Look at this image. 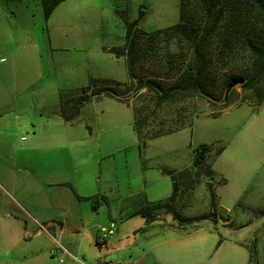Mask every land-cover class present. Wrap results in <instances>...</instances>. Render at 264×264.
<instances>
[{"label": "rangeland", "instance_id": "obj_1", "mask_svg": "<svg viewBox=\"0 0 264 264\" xmlns=\"http://www.w3.org/2000/svg\"><path fill=\"white\" fill-rule=\"evenodd\" d=\"M179 16L180 0H65L48 20L41 0H0V34L22 38L27 66L43 72L16 111L26 128L12 124L15 114L0 117V264H247V249H232L229 239L254 245L253 264H264V98L253 105L257 97L241 85L230 91L227 107L205 95L187 96L164 111L180 108L179 119L191 126L145 146L135 131L133 107L149 100L147 89L129 94L126 56L109 49L124 47L127 23L140 19L133 31L136 81L177 79L193 59L190 44L164 35L153 41L149 34L178 23ZM254 16L252 10L247 24ZM229 19L209 46L218 88L252 63L242 37L224 46ZM115 81L125 83L118 89L128 104L97 95L64 121L58 111L63 93L70 94V112V96ZM202 144L211 146L217 206L211 207L208 177L193 183L179 178L175 210L161 207L145 216L150 204L172 195V177L163 169L191 168ZM58 180L67 184H50ZM46 196L50 209L36 204ZM176 211L212 214L182 223ZM112 222L115 233L103 240L101 229Z\"/></svg>", "mask_w": 264, "mask_h": 264}, {"label": "trees", "instance_id": "obj_2", "mask_svg": "<svg viewBox=\"0 0 264 264\" xmlns=\"http://www.w3.org/2000/svg\"><path fill=\"white\" fill-rule=\"evenodd\" d=\"M65 0H41L43 13L48 20L55 8ZM255 10V16L247 24L246 16ZM230 17L225 29L222 30V40L225 47L239 40H244L245 47L252 57L251 67L248 70L239 73H231L225 79L223 84L218 88L216 86L217 73L213 74L209 64L211 53L209 46L213 38L218 34L225 18ZM140 19L127 23V32L125 36V46L116 49H109L117 57L126 56L127 70L129 75L128 90L130 95H135L142 88H146L148 101L140 107H133L134 128L140 142L145 146L147 141L160 136L173 134L192 125V121L179 119L180 108H172L164 111V106L177 102L187 96H207L210 103L212 98L220 100L222 107H227L230 98H226L228 85L236 79L244 80L238 84L243 87L245 92H252L257 97L253 105H260L264 98V0H180L179 22L159 29L149 34L152 40L156 41L161 35L167 36L172 40L186 41L190 44L193 51V59L187 67L181 68L177 79L169 78L165 80L161 76H152L145 80L136 81L134 63L136 61L137 42L133 37L134 28L138 25ZM135 36V35H134ZM117 86H103L89 93L90 87L84 89L83 94L73 100L70 112L66 110L69 93H63L61 96V114L66 121L76 118L81 111L83 104L91 100L92 97L105 94L114 96L117 100L128 104V98L123 95L124 91L118 89L121 83L115 81ZM251 96V95H250ZM248 100V95L245 98ZM215 104V103H214ZM219 115L214 113L213 118ZM224 147L217 150L216 156L220 155ZM211 146L208 144L200 145L195 152L191 168H186L181 172L173 169L164 168L163 172L172 177L173 190L172 195L165 202L152 203L147 207V214L151 216V210L166 207L168 210H175V201L179 195V178H187L193 182H199L202 177L209 178V189L211 196V207L217 206V194L211 185L214 178L212 163L208 162V152ZM212 213L202 214L194 217L182 216L179 212L175 215L183 222H192L194 220L209 218ZM151 219L148 218V222ZM221 242V240H220ZM250 250V261L256 257V248L254 245L247 244ZM103 264H108L104 262Z\"/></svg>", "mask_w": 264, "mask_h": 264}, {"label": "crops", "instance_id": "obj_3", "mask_svg": "<svg viewBox=\"0 0 264 264\" xmlns=\"http://www.w3.org/2000/svg\"><path fill=\"white\" fill-rule=\"evenodd\" d=\"M0 52L3 54V56L0 57V117H3L5 114H15L12 120L14 122L12 124H15L17 127L26 128L27 122L24 119L20 118L17 115L16 111L18 110L19 105L27 100L28 90L33 87L34 81L41 80L43 78V72L41 71V69H37L35 73H32V70L38 68V66H27L28 50L23 47L22 38H12L11 33H9V37H7L4 33L0 34ZM127 81H129V75ZM58 111L61 112V103L59 105ZM64 121L66 120L64 119ZM33 126L34 125L32 124V128ZM215 175L216 171L214 170L213 177H215ZM220 182H222V180ZM50 184L58 186L66 185L67 182L58 180ZM36 204H40L42 205V207L47 209L51 208V204L49 203L47 196L46 198L41 197L39 199H36ZM152 211L153 210H151V212ZM145 212V214H147V211ZM41 216V218H44L45 221L49 223H55L54 220L46 219L44 217V214H42ZM154 218L155 217L151 218L150 221H152ZM34 220L38 224H40L37 217H34ZM182 229H186V226H183ZM228 241H230V243L234 245V247L232 248L234 250L238 249L237 247L246 248L249 253L247 264H253V261H250L251 254L249 247L247 246L248 243L231 239H229Z\"/></svg>", "mask_w": 264, "mask_h": 264}, {"label": "built area", "instance_id": "obj_4", "mask_svg": "<svg viewBox=\"0 0 264 264\" xmlns=\"http://www.w3.org/2000/svg\"><path fill=\"white\" fill-rule=\"evenodd\" d=\"M116 230V224L114 222H112L109 226L103 227L101 229V236L102 239L105 240V238H107L108 236H112L115 233ZM62 251H67L63 246H60V248ZM57 254V249H53L51 250V256H55ZM63 260L61 259V262ZM108 264H116V263H108Z\"/></svg>", "mask_w": 264, "mask_h": 264}, {"label": "water", "instance_id": "obj_5", "mask_svg": "<svg viewBox=\"0 0 264 264\" xmlns=\"http://www.w3.org/2000/svg\"><path fill=\"white\" fill-rule=\"evenodd\" d=\"M244 80L242 79H236V80H233L227 87V91H226V98L227 96L229 95L230 91L238 84H241L243 83ZM142 87V83L140 82L139 86H138V89H140Z\"/></svg>", "mask_w": 264, "mask_h": 264}]
</instances>
